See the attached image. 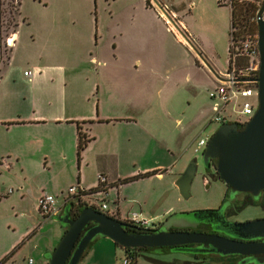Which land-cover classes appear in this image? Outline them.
Returning a JSON list of instances; mask_svg holds the SVG:
<instances>
[{"label":"crops","instance_id":"0c3cea01","mask_svg":"<svg viewBox=\"0 0 264 264\" xmlns=\"http://www.w3.org/2000/svg\"><path fill=\"white\" fill-rule=\"evenodd\" d=\"M152 1L154 6L146 7L143 0L142 8L147 12L143 15L131 14L123 23L121 30L113 36L112 43L115 46L111 48L109 60L99 58L94 51H88L87 60L84 62L42 64L36 61L31 69L23 70V72L31 71L30 75L23 73L26 94L22 96L23 100H28L30 108L25 113L15 114L0 110V125L2 127L4 125L7 127L5 129L12 133L9 140L0 143V172L11 173L14 177L15 190L10 189V191L17 194L15 199L21 200L27 193L29 194L35 221L32 223L27 221V225L16 236L0 242V264L9 263L25 247L31 248V251L36 253V257H28L27 264H47L50 253L67 228V225L61 222V218L68 213L72 205L70 203L63 205L60 214L51 219L40 214L37 205L38 196L42 192L58 197L64 196L67 188L74 183L84 188H94L98 186V173L107 176L109 184L105 188L101 186V191L95 194L92 200L97 201L96 196H99V200L103 199L111 203L119 219L127 216L130 211L139 212L151 221L153 219L160 221L174 213H185V204L176 184L185 166L183 159H185L186 148L190 146V143L187 145L185 143L184 128H151L150 123L141 121L135 115L144 113L145 116L150 112L149 108L146 112H144L145 108L141 110L142 105L132 114L123 115L121 118L103 115L96 106L100 101L102 85H104V92L119 94L122 99L131 101V104L136 101L150 102L154 96L161 97L164 93L173 91L177 87L176 68L165 69L163 64L155 60V53L151 50L156 47L155 42L169 36L186 49L191 64V59H195L194 69L201 75L195 82L207 83L208 76L214 82V75L221 71L204 54L207 45L202 36L206 29L208 32L213 29L209 32L211 35H218L219 32L225 36L230 35L232 10L229 5H220L216 0ZM155 1L174 18L188 40L184 38V41L180 37L181 33L179 31L176 33L172 29V24L168 23V18ZM213 3L215 10H219L213 14L210 23L201 16V13ZM17 4L19 15L20 0ZM180 13L195 20L196 26L194 25L193 30L189 29L188 24L181 19ZM18 15L15 30L8 33L14 35V44L8 49L6 59L0 58V84L17 51L21 40L20 29L24 24L28 25L27 18H20ZM197 20L202 22L200 26ZM205 22H207L206 25ZM212 25L215 27L210 28ZM116 37L121 39L120 43ZM95 39L97 40L96 33ZM188 46L201 54V57L212 67L211 73L206 67L199 65L201 61L197 63L198 57ZM125 47L132 54L135 51L138 56L130 60L126 59ZM146 49H149V58L144 59L142 53ZM80 71H83L84 76L79 87L77 83L80 78L73 75ZM189 75V73L186 74L188 80ZM4 100L0 97L1 109L5 105L2 104ZM163 107L162 111L170 115L171 110L167 106ZM117 123L134 128H97L100 125L109 126ZM14 125H20L19 127L23 128H16L17 130L12 132L9 129H13L11 127ZM79 132L88 141L81 151L79 161L77 159V175H75L71 171V166L74 165V158L71 161V150L77 151ZM123 142L129 147L128 159L132 160L134 166V169L126 175L120 171ZM146 147L154 149L153 153L157 157L152 163L137 166V158L139 154H142L139 150ZM154 170H157L156 173L151 175L121 182L125 178ZM140 180L146 182L147 187L127 195L125 185ZM17 206L18 209L21 208V205L17 204ZM24 215V211L20 212V216L24 217ZM49 221L53 222V230L40 246L38 232ZM12 250V256L2 262ZM119 251L122 252L120 258ZM152 251H147L150 253L127 264H159L149 258L162 261L192 260L189 254L187 258L164 259L158 255L159 253L156 255ZM125 255L123 248L109 238L93 240L79 264H123ZM29 259H32V263H29ZM219 259L209 258L206 262L220 264Z\"/></svg>","mask_w":264,"mask_h":264},{"label":"rangeland","instance_id":"374dc122","mask_svg":"<svg viewBox=\"0 0 264 264\" xmlns=\"http://www.w3.org/2000/svg\"><path fill=\"white\" fill-rule=\"evenodd\" d=\"M217 1V0H216ZM143 0H20L18 15V4L16 0H0V28L3 36L15 30V23L18 17H26L28 25L24 24L21 30V40L17 51L11 59V66L8 67L3 81L0 84V97L5 99L2 104H5L1 110L8 113H25L28 110V100L22 99L25 92V79H23V70L31 69L32 64L36 61L42 64L51 63H75L84 62L87 60L88 51H94L99 58L104 60L110 59L111 44L113 36L120 31L123 23L129 18L131 14L143 15L147 11L142 8ZM150 4L154 6L153 1ZM208 7L205 12L201 13L208 22L211 23L213 14L216 13L215 6ZM261 5V3H260ZM211 8V9H210ZM221 10V9H220ZM223 10V9H222ZM227 13V11L225 10ZM181 14V19L188 24L189 29L193 30L196 26L195 20L188 15ZM228 15V13H227ZM169 24H172L168 20ZM199 26L202 22L197 20ZM207 22H205V25ZM172 29H177L172 24ZM215 27V25L210 26ZM230 27V26H229ZM215 29V28H214ZM211 29L210 31H212ZM209 31V32H210ZM206 29L202 38L206 43L207 48L204 54L212 61L216 68L223 73L228 67V42L229 35H222L221 32L211 35ZM95 33L96 38L95 39ZM230 33V32H229ZM180 34V33H179ZM5 37V36H4ZM180 37L185 41L184 36ZM163 38V37H162ZM120 43L121 39L116 37ZM95 40L97 43L95 44ZM214 42V47L213 46ZM154 49L155 60L163 64L165 69L176 68L175 82L177 87L170 93H164L161 97L154 96L149 101H136L131 104L121 98V96L114 95L103 91L104 85L100 92V101L98 102L99 109L103 115H113L116 117H123L126 114H132L134 110H141L145 108L144 112L150 109L149 113L134 114L144 122H148L151 128H184L185 143H190L186 148L185 166L183 170L195 159L197 163V170L191 183L190 196L184 198L180 192L182 200L185 204V213H174L168 218L162 220L153 219L154 226H158L161 230H204L199 226L201 219L194 216L191 211L197 209H208L221 207L222 210H235L244 201L246 195L244 193H237L227 189L226 184L215 179L205 168L202 159V152L204 146H198V141L201 137H210L220 123L211 120L213 115L212 105L216 101L210 97L209 92L214 88L215 82L211 81L208 76L207 83H196L197 77H200L199 71L195 70V59H191L185 51L186 49L175 42L169 36L167 38L155 42ZM188 48L195 52L198 59L197 63L203 65L211 73L212 71L206 65L205 60L201 57L194 48ZM126 59L130 60L134 56H138L134 51L124 48ZM193 53V52H192ZM194 54V53H193ZM8 49L4 51L0 47V58L6 59ZM144 59L149 58V49L142 53ZM154 59V58H153ZM75 73V72H73ZM189 73L190 79L186 78ZM204 74V73H203ZM80 78L77 85L80 87L83 79V71L74 74ZM206 76V75H205ZM163 106H167L171 113L165 114ZM166 107V108H167ZM149 108V109H148ZM233 104L227 107V113L231 116H236L233 111ZM98 109V108H97ZM130 111V112H129ZM152 115V116H151ZM20 125H14L9 130H17ZM0 143L9 140L12 133L6 130L4 125H0ZM17 128V129H16ZM97 128H134L133 126H125L123 123L115 125H100ZM17 132V131H16ZM179 133V130H178ZM128 145L123 142L122 154L123 159L120 164V171L126 175L134 169L130 155L128 153ZM186 147V146H185ZM185 147L183 149H185ZM137 158V166H145L152 163L157 157L153 151L154 149L146 147L142 150ZM125 154V155H124ZM159 156V155H158ZM74 158V165L71 166V171L77 175V154L75 150H71V161ZM55 168V167H54ZM182 170V171H183ZM72 185H75L72 184ZM147 187L146 182L140 180L139 182L129 183L125 185L126 194L135 193L139 190H144ZM10 189L15 190V179L11 173L0 172V242L9 240L10 237L16 236L27 225V221L34 220V213L32 209V202L27 193L21 200L15 199L17 194L12 193ZM68 189V188H67ZM179 191V189H178ZM11 192V193H10ZM264 196V190L260 193L258 200ZM99 199V196H96ZM224 201L222 202V200ZM255 204L245 205L242 209H238L235 214L229 216L230 221L244 222L254 218L264 216V206L257 202ZM17 204L21 205L18 209ZM109 204V203H108ZM110 210H114L109 204ZM70 204L68 205V208ZM31 209V210H30ZM24 211V217L20 216V212ZM18 212V213H17ZM131 213V211L129 212ZM37 215V213H36ZM41 215H39L40 217ZM53 216L50 218L52 219ZM57 218V217H55ZM41 220V217H40ZM65 224V223H63ZM215 228V227H214ZM213 228V229H214ZM53 230V222H48L42 226V230L38 232V243L43 245L46 237ZM104 236L96 237V240H104ZM112 240L111 238H109ZM113 241V240H112ZM35 242V241H34ZM114 242V241H113ZM31 248H23L19 254L7 264H27L29 256L36 257L35 251ZM186 249H170V252L161 253L158 249H153L154 254H158L164 259L172 258H187ZM119 258L122 257V252ZM150 252L144 251L142 254ZM142 257V256H140ZM213 258H219L218 255H212ZM207 263V262H206ZM205 264V263H204Z\"/></svg>","mask_w":264,"mask_h":264},{"label":"water","instance_id":"95a60500","mask_svg":"<svg viewBox=\"0 0 264 264\" xmlns=\"http://www.w3.org/2000/svg\"><path fill=\"white\" fill-rule=\"evenodd\" d=\"M168 20L184 36L164 7L155 1ZM257 44L260 67L257 76L258 105L243 124L235 121L220 123L209 137L202 159H216L219 179L231 191L249 193L257 197L264 190V0L256 13ZM201 56V54L198 52ZM212 71V67L205 61ZM197 170L193 159L177 179V186L184 198L190 196L192 180ZM61 222L66 230L50 253L47 264H79L90 243L98 236L111 238L121 247H163L199 244L203 249L211 248L223 255L240 254L251 256L258 264L264 263V216L235 223V232L242 240L219 233L192 230H161L143 228L112 217L94 206H84L76 216L64 215ZM127 228H130L127 229ZM207 264H209L207 262Z\"/></svg>","mask_w":264,"mask_h":264},{"label":"built area","instance_id":"2783aa9c","mask_svg":"<svg viewBox=\"0 0 264 264\" xmlns=\"http://www.w3.org/2000/svg\"><path fill=\"white\" fill-rule=\"evenodd\" d=\"M221 4H227L231 7L234 0H217ZM256 22V16L254 17ZM13 38H7V44L10 45ZM228 67L223 73L214 75L215 86L210 90L209 95L216 100L213 105V115L211 120L218 123L232 121L227 113V107L233 104L232 111L236 116H244L249 119L258 105L257 99V76L259 73L260 59L257 44V32H254L249 23H237L236 27L230 28L228 42ZM25 75H30L31 71H24ZM246 120V121H247ZM243 124V123H242ZM209 137H201L198 146L206 145ZM98 184L102 187L108 186V178L102 173H98ZM89 188H84L78 184L70 185L64 196L58 197L48 192H42L37 199L38 210L44 217L57 216L60 214L63 205L70 203L77 205L79 200L86 202V205L94 206L109 216L119 218L115 210H110L106 200H92V194H86ZM79 197V198H78ZM121 220L143 227L153 226V222L143 217L139 212H131ZM130 262L126 257L123 264ZM32 263V259H29Z\"/></svg>","mask_w":264,"mask_h":264},{"label":"trees","instance_id":"16d2710c","mask_svg":"<svg viewBox=\"0 0 264 264\" xmlns=\"http://www.w3.org/2000/svg\"><path fill=\"white\" fill-rule=\"evenodd\" d=\"M263 0H234L231 4V10H232V25L236 27L237 23L242 24V22L249 23L250 27L253 29L254 32H257V23L254 20V17L256 16V13L260 7V3H262ZM19 3V0L17 1ZM148 4V2H147ZM218 4L221 5V3L218 2ZM88 139L85 138V136L79 132L78 133V143H77V159L79 161L80 154L84 146L86 145ZM157 170L146 172L142 174H138L132 177L125 178L121 180V182L129 181L136 179L138 177L142 176H148L153 173H156ZM101 191V185L98 184V186L94 188H89L88 192L86 194H92V197L99 193ZM245 201L238 206L235 210H222L219 206L218 208H208V209H197L191 211V213L196 216L197 218L201 219L204 222L210 223V225L214 226L216 229H228L227 227L230 226V222L228 220L229 216L232 214H235L236 211L239 209H242L245 205L248 204H255L257 199L253 196H251L249 193H245ZM79 198V197H78ZM259 198V196H257ZM99 200V199H98ZM224 199L222 200V202ZM257 202H260L262 206H264V196L261 200H258ZM86 206V202H82L79 200L77 205H72V207L68 210V213L70 216H76L78 212ZM114 243L118 246H120L117 242L114 241ZM121 247V246H120ZM123 250L126 253V257L130 258L131 262H135L136 259L140 256H144L145 254H142L144 251H152L153 249H158L160 251L170 250L173 248L177 249H186L185 252L189 254L192 257V260H184V261H162L157 260L154 258H149L152 261H155L159 264H200L206 262V256L208 257L207 253H204L203 251H208L202 248L199 244H188V245H180V246H163V247H131L126 248L122 247ZM13 250L10 251L2 260L4 262L6 259H8L10 256H12ZM239 254H227V255H220L219 256V262L220 264H250L251 262L256 263L255 261H246L244 263H239L237 260V257ZM148 257V256H147Z\"/></svg>","mask_w":264,"mask_h":264},{"label":"flooded vegetation","instance_id":"af4514ba","mask_svg":"<svg viewBox=\"0 0 264 264\" xmlns=\"http://www.w3.org/2000/svg\"><path fill=\"white\" fill-rule=\"evenodd\" d=\"M148 2V4H147ZM145 4H146V7H153V5L150 4V0H145ZM17 23H15L16 25ZM5 36V37H4ZM3 36V32L1 31V28H0V47L2 46V48L4 49V51L6 49H9L13 46L14 44V41H15V38H14V35H11V34H6ZM11 36L13 38L12 42L10 45L7 44V38ZM113 44V43H112ZM114 44L111 46V48L113 47L114 48ZM247 120L246 117L244 116H235L234 118H232V121H235L237 122L238 124H242L244 123L245 121ZM204 162V161H203ZM205 164V168L206 170L215 178V179H219V176L216 172V159L214 158H210L208 159L206 162H204ZM220 180V179H219ZM222 181V180H221ZM227 186V189H230V187L226 184ZM245 194V193H244ZM66 215H69V213H66ZM70 217H73V216H70ZM229 220V219H228ZM229 222L231 223L230 226H228L227 228L228 229H216L214 228V226L210 225V223L208 222H200L199 223V226L202 227L204 230L202 231H205V232H214V233H219V234H222V235H225V236H228V237H232V238H235V239H242V240H255V239H261V238H242L240 237L236 232H235V223L237 222H234V221H230ZM131 224V223H130ZM158 226H151L149 228H156ZM214 228V229H213ZM130 230V228H127ZM205 250H208V251H203L204 253H207V254H210L208 255V257L206 256V260H208L209 258L211 259L212 255H223L215 250H211V248H208V249H205ZM237 260L239 261V263H244L246 261H254L253 258L251 256H245V255H240L237 257Z\"/></svg>","mask_w":264,"mask_h":264}]
</instances>
